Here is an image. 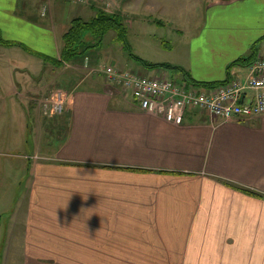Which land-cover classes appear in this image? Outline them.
<instances>
[{
  "label": "crops",
  "instance_id": "1",
  "mask_svg": "<svg viewBox=\"0 0 264 264\" xmlns=\"http://www.w3.org/2000/svg\"><path fill=\"white\" fill-rule=\"evenodd\" d=\"M32 1L0 0V37L17 42L0 47L60 59L68 29L59 34L57 56L45 53L46 40L57 47V23L40 18ZM207 10L199 32L176 44L163 40L170 53L181 44L175 60L133 52L175 67L151 68L130 55L116 67L187 76L207 88L243 80L264 60V0H211ZM47 63L50 74L34 82L0 84V213L10 217L15 208L10 237L21 244L24 264L25 246L30 264H109L110 246H134L138 264H264V114L223 119L188 108L177 124L141 109L104 71L62 84L58 65ZM254 94L247 90L243 100ZM53 95L66 101L62 112L46 107ZM30 117L34 152L25 155ZM46 118L54 120L53 137ZM34 154L41 158L28 157ZM17 182L24 193L14 192ZM79 246L87 248L84 260Z\"/></svg>",
  "mask_w": 264,
  "mask_h": 264
},
{
  "label": "rangeland",
  "instance_id": "2",
  "mask_svg": "<svg viewBox=\"0 0 264 264\" xmlns=\"http://www.w3.org/2000/svg\"><path fill=\"white\" fill-rule=\"evenodd\" d=\"M208 1L211 0H41L40 3L39 0H33L32 5L35 6V13L41 16L40 18L44 17L49 22L57 23V27L54 28L58 37L57 47H51L48 40L43 47V51L51 56H57L60 43L59 34L70 28L71 19L80 17L87 21L95 18L100 12H107L120 15L126 22L128 29V41L126 42L130 43L131 46L129 47H132V52L140 54L145 59L156 61L165 57L175 60L181 51V44L172 53L165 51L162 47L163 40L176 44L177 37L186 38L204 27L208 17ZM26 11L29 10L25 9ZM0 48V84H27L31 79V82H34V77L42 78L45 73L49 75L52 71L45 69V63L48 61L35 53L26 51V49L19 46ZM78 48L75 56L80 57L77 61L56 67L58 72H61L59 80L62 84H64V80L67 82L70 80L69 78L75 77L77 74H80V77L89 78L96 76V71H104L106 66H114L113 64H115V66L123 67L126 65V59L128 60L131 50L124 46L119 40L118 33L113 29L104 36L87 32ZM117 60L118 63H116ZM47 84H49V79H47ZM51 100L54 101V99ZM62 101L66 104L65 100ZM46 107L53 109L54 104H49L47 100ZM28 123L30 129L25 136V155L28 152H34L32 117L29 118ZM53 125L54 120L50 122L46 118V134L49 137H53ZM34 130L38 134V128L34 127ZM14 153L20 155L22 152L15 150ZM31 156L41 158L40 154L29 155L28 157L31 158ZM27 175L28 171L25 170V190ZM18 182L14 186V192L17 195L24 193L23 185L18 184ZM3 188L7 189L8 184ZM5 210L7 208L2 211ZM14 211L15 208H11L10 217L7 213H0V264H24L21 244L18 245L17 240L10 237L13 223L10 224L9 222ZM79 247H83L79 248V258L84 260L87 257V248L85 246ZM110 247H113L114 250L105 254L109 258V264L111 261L112 264H122L125 261L138 264L134 246L130 248L128 246ZM39 260L37 264L56 263L53 258H40ZM30 262L29 252L25 246V264H30ZM190 262L192 261L190 260ZM65 264H68V260H65Z\"/></svg>",
  "mask_w": 264,
  "mask_h": 264
},
{
  "label": "built area",
  "instance_id": "3",
  "mask_svg": "<svg viewBox=\"0 0 264 264\" xmlns=\"http://www.w3.org/2000/svg\"><path fill=\"white\" fill-rule=\"evenodd\" d=\"M104 73L111 83L132 92L141 109L163 113L168 121L177 124L183 122L188 108L206 110L223 119L264 114V60L257 61L244 80L229 79L210 88L186 78L178 81L167 75L142 76L116 66H106ZM249 89L255 91L254 97L243 100ZM51 102L52 112L63 111L65 102L59 98Z\"/></svg>",
  "mask_w": 264,
  "mask_h": 264
},
{
  "label": "trees",
  "instance_id": "4",
  "mask_svg": "<svg viewBox=\"0 0 264 264\" xmlns=\"http://www.w3.org/2000/svg\"><path fill=\"white\" fill-rule=\"evenodd\" d=\"M111 29L115 30L118 33L119 40L122 41L124 46L127 48H130L129 47L130 44L126 42L128 41L127 39L128 29L126 26V22H124V19L121 18V16L117 14L100 12L95 18L91 20L84 21L80 17H75L72 20V24L70 28L63 35L64 45L61 50V59L52 58V57L50 58L49 56H45V55L44 56L41 55V57H43L48 62L51 61L54 65L61 66L65 64L66 61H71L75 57L77 50H79L78 45L83 41L84 34H87V32H91L93 34L104 36ZM0 43L4 45H8V46L17 44V42L15 41H6V40L1 39V37H0ZM130 56L134 60L140 61L141 63H143V65L151 67V68L158 67V66L175 67V66H169V65L148 63L141 57L136 56L132 52V49L130 50ZM247 60L248 58L240 57L236 61L246 62ZM184 73L185 75H187L186 71H184ZM185 78L190 82L209 86L208 84L203 83V82L199 83L195 80H189L187 76Z\"/></svg>",
  "mask_w": 264,
  "mask_h": 264
}]
</instances>
